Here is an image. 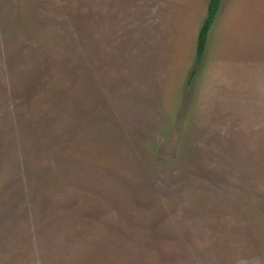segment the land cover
<instances>
[{
    "label": "rangeland",
    "instance_id": "rangeland-1",
    "mask_svg": "<svg viewBox=\"0 0 264 264\" xmlns=\"http://www.w3.org/2000/svg\"><path fill=\"white\" fill-rule=\"evenodd\" d=\"M209 1L0 0V264H264V0L196 68Z\"/></svg>",
    "mask_w": 264,
    "mask_h": 264
},
{
    "label": "trees",
    "instance_id": "trees-1",
    "mask_svg": "<svg viewBox=\"0 0 264 264\" xmlns=\"http://www.w3.org/2000/svg\"><path fill=\"white\" fill-rule=\"evenodd\" d=\"M222 1L223 0H210L209 1L207 17L200 29L199 36H198V43H197V50H196V56H197L196 68H198V66L201 64L202 59L204 57V52H205L206 45L208 42L209 33L217 18ZM196 68L192 72L193 75L196 71Z\"/></svg>",
    "mask_w": 264,
    "mask_h": 264
}]
</instances>
